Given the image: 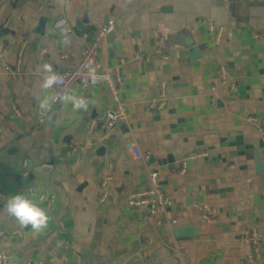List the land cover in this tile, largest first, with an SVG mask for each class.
I'll return each instance as SVG.
<instances>
[{
    "label": "crops",
    "instance_id": "obj_1",
    "mask_svg": "<svg viewBox=\"0 0 264 264\" xmlns=\"http://www.w3.org/2000/svg\"><path fill=\"white\" fill-rule=\"evenodd\" d=\"M109 20L103 68L121 71L133 117L100 139L88 130L113 107L104 85L71 90L86 110L59 102L44 113L52 88L40 84L44 63L73 69ZM18 60L14 80L6 69ZM161 98L164 107L152 108ZM250 117L264 120V0H0V250L10 264H251L241 238H264V136ZM154 170L171 209L151 217L126 198L147 189ZM21 189L52 197L47 207L24 195L48 214L42 231L6 211Z\"/></svg>",
    "mask_w": 264,
    "mask_h": 264
},
{
    "label": "built area",
    "instance_id": "obj_2",
    "mask_svg": "<svg viewBox=\"0 0 264 264\" xmlns=\"http://www.w3.org/2000/svg\"><path fill=\"white\" fill-rule=\"evenodd\" d=\"M64 22L59 24L63 32L66 33L67 26L64 27ZM66 30H65V29ZM116 20H109L102 24L98 31L96 32L94 38L83 45L82 59L80 63L71 70H65L60 74L61 83L52 88V96L62 93L65 89L72 90L73 88L86 89L92 85L91 79L88 76L89 71H93L99 77L96 84L104 85L113 102L112 109L108 110L99 123L93 122L88 130V134L97 132V136L100 139H106L110 132L119 126L128 124L132 119V114L127 110L123 100L122 91L124 82L122 79V73L118 68L113 71L103 68L101 54L104 50L109 36L115 31ZM210 33L215 32V27L213 24L208 25ZM218 39H216V42ZM21 60H18V66L15 69L7 68V72L14 80H20L22 77ZM221 75L223 76V85L230 84V88H234L232 80L229 78L228 73L225 69L224 64L220 63ZM59 102L52 103L51 109ZM165 99L161 98L160 101L156 102L152 108L160 109L164 107ZM49 110V111H50ZM48 111V112H49ZM46 114L40 113V120L43 121ZM248 122L255 126L257 132L264 136V120L260 121L255 117H250ZM77 150H72L71 153ZM130 151L133 158L136 161H143V155L140 148L136 143L130 144ZM202 156L201 154L190 156L187 160L182 162L181 172L186 169L187 161L195 157ZM26 177V175H23ZM113 180L112 166H109L107 173L102 181L101 190L102 196L100 202H105L108 192L110 190V183ZM22 195H26L28 198L37 199L38 201L44 203L47 207H52L54 201L52 197L48 198L44 195L35 194L29 190L21 189L19 190ZM126 206L128 209L136 208H149L151 217H156L158 215L167 214L171 209V202L166 197L159 184V173L157 171H150L148 173V188L145 190L135 191L130 193L126 198ZM204 216L209 218L214 215L213 210L208 208H201ZM172 225H177L176 221H172ZM2 234L0 233V239ZM241 242L245 244L247 248V259L251 264L259 261L262 256V248H264V238L259 237L255 232L246 231ZM0 264H10L9 256L2 250H0Z\"/></svg>",
    "mask_w": 264,
    "mask_h": 264
},
{
    "label": "clouds",
    "instance_id": "obj_3",
    "mask_svg": "<svg viewBox=\"0 0 264 264\" xmlns=\"http://www.w3.org/2000/svg\"><path fill=\"white\" fill-rule=\"evenodd\" d=\"M44 73L43 80L40 84L41 89L48 90L61 83L60 74L54 70L51 63L42 65ZM88 76L92 84L98 82L99 77L95 72L89 71ZM62 102L64 104L71 103L74 109H87L88 103L83 97H78L70 89H65L62 93L44 98L39 107L44 113H47L52 106V103ZM7 213L14 217L19 222L21 227L31 226L32 229L39 232L47 228L49 216L45 210L34 204L30 199L22 194H15L8 199L5 205Z\"/></svg>",
    "mask_w": 264,
    "mask_h": 264
},
{
    "label": "water",
    "instance_id": "obj_4",
    "mask_svg": "<svg viewBox=\"0 0 264 264\" xmlns=\"http://www.w3.org/2000/svg\"><path fill=\"white\" fill-rule=\"evenodd\" d=\"M187 44V43H186ZM188 46V49H189V53L193 56V58L197 59V55H199V49L194 45V44H187ZM264 170V167L262 166L261 162L260 161H257L256 159V171L257 172H260ZM191 232L190 231H182L181 232V236L182 237H191ZM176 236L178 237L179 236V232H176Z\"/></svg>",
    "mask_w": 264,
    "mask_h": 264
}]
</instances>
